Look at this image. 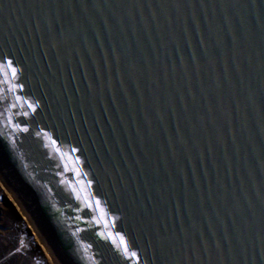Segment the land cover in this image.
I'll use <instances>...</instances> for the list:
<instances>
[{"label":"water","instance_id":"95a60500","mask_svg":"<svg viewBox=\"0 0 264 264\" xmlns=\"http://www.w3.org/2000/svg\"><path fill=\"white\" fill-rule=\"evenodd\" d=\"M5 59L0 180L57 264H264V0H0Z\"/></svg>","mask_w":264,"mask_h":264},{"label":"rangeland","instance_id":"374dc122","mask_svg":"<svg viewBox=\"0 0 264 264\" xmlns=\"http://www.w3.org/2000/svg\"><path fill=\"white\" fill-rule=\"evenodd\" d=\"M23 215L0 180V264H52L50 252L37 241L38 233Z\"/></svg>","mask_w":264,"mask_h":264},{"label":"snow or ice","instance_id":"6c2138e0","mask_svg":"<svg viewBox=\"0 0 264 264\" xmlns=\"http://www.w3.org/2000/svg\"><path fill=\"white\" fill-rule=\"evenodd\" d=\"M6 69V71H4ZM11 74V78L12 79H16L17 78V69L15 67H13V62L11 60L5 59L2 63H0V75H7V74ZM22 87V86H19ZM29 108H32L33 105L29 104L28 105ZM25 116H27V113H25ZM16 128H18L21 132H25L27 133L29 131V129L27 127L24 128H20V126L17 124ZM37 135L39 136V133H37ZM45 135H47V133H45ZM53 144L56 143L55 140L52 141ZM72 152H75L76 149L73 148L71 149ZM77 163H79V159L77 158ZM91 185V181H89V186ZM99 205H100V201L96 200V207L97 210L99 209ZM92 205L89 204V208H91ZM115 219L119 220L120 217H116ZM117 236H120V247H121V255L124 257L125 260L128 259H133V260H138V253L135 251H130L129 250V245L128 243L125 241V238L123 236H121L120 232L117 231L115 233ZM99 235V234H98ZM109 239H111V237H109Z\"/></svg>","mask_w":264,"mask_h":264},{"label":"bare ground","instance_id":"6f19581e","mask_svg":"<svg viewBox=\"0 0 264 264\" xmlns=\"http://www.w3.org/2000/svg\"><path fill=\"white\" fill-rule=\"evenodd\" d=\"M9 194V193H8ZM10 195V194H9ZM11 196V195H10ZM12 198L14 199V204L19 208V210L22 212V209L20 208V205L18 204V202L16 201V199L13 197V195H12ZM23 216H25V215H23ZM26 217V216H25ZM35 236H36V239H37V241L43 246V248H45L44 247V244L41 242V240H40V238L38 237V235L35 233ZM45 250V249H44ZM47 252V251H46ZM47 254H48V256L50 257V260H52L51 261V263L52 264H56L55 263V261H53V259H51L52 257H51V255L47 252Z\"/></svg>","mask_w":264,"mask_h":264}]
</instances>
